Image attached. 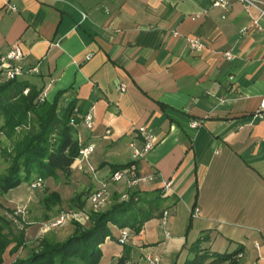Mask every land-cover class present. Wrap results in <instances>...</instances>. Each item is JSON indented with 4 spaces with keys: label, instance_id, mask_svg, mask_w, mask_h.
Masks as SVG:
<instances>
[{
    "label": "crops",
    "instance_id": "obj_1",
    "mask_svg": "<svg viewBox=\"0 0 264 264\" xmlns=\"http://www.w3.org/2000/svg\"><path fill=\"white\" fill-rule=\"evenodd\" d=\"M243 5L0 0V55L18 45L23 55L13 64L44 100L56 98L58 114L71 105L80 118H71L79 143L94 144L89 162L96 173L85 174V199L110 165L131 162L129 143L140 127L156 139L137 162L138 174L153 179L134 188L146 196L161 193L167 224L163 228L156 215L112 251L103 250L107 238L101 247L102 260L111 256L107 264L121 256L139 264L153 254L183 264L203 235L202 247L211 253L241 247L239 264H264V117L257 114L264 97V17L258 30L252 26L257 11ZM187 37L200 38L205 48L190 51ZM229 50L233 59L224 56ZM87 112L93 129L83 124ZM164 181H171L169 189ZM109 189L112 201L125 190L122 182ZM111 229L114 237L120 232Z\"/></svg>",
    "mask_w": 264,
    "mask_h": 264
},
{
    "label": "trees",
    "instance_id": "obj_2",
    "mask_svg": "<svg viewBox=\"0 0 264 264\" xmlns=\"http://www.w3.org/2000/svg\"><path fill=\"white\" fill-rule=\"evenodd\" d=\"M2 56V55H0ZM10 79L0 76V117L3 124L0 133L13 138L10 148H4L3 152L9 159L8 167L0 173V194L16 189L24 180L32 177H57L61 172L69 178L75 158L81 150V144L77 138V128L71 118L77 123L80 118L73 115V107L70 105L61 115L57 113V100L39 101L41 89L24 78L26 72ZM34 117V120L32 119ZM73 120V121H74ZM23 128L21 133L18 129ZM133 162V161H131ZM112 164L110 170L123 168L131 164ZM83 193H78L71 199V203L77 209L84 208L86 199ZM164 197L160 192L150 196L134 191L128 200H119V196L105 210H89L87 225L79 222H71L74 225L73 234L64 240L49 241L41 238L36 248L23 257L14 258L5 264H98L102 259V244L107 238L120 244L119 232L114 237L111 226L119 231L123 228L131 230V235L141 232L145 221L156 215H161ZM60 203L57 192L46 193L43 205L51 210ZM160 217V216H159ZM190 226L188 224L187 228ZM24 232L21 230L18 236L8 238L2 234L0 226V264H4L3 255L6 247L14 241L10 252L18 251L24 247ZM208 237L203 235L195 240L189 247L190 257L183 264H239L241 247L231 252L211 253L202 243ZM125 256H121L116 264H127Z\"/></svg>",
    "mask_w": 264,
    "mask_h": 264
},
{
    "label": "built area",
    "instance_id": "obj_3",
    "mask_svg": "<svg viewBox=\"0 0 264 264\" xmlns=\"http://www.w3.org/2000/svg\"><path fill=\"white\" fill-rule=\"evenodd\" d=\"M241 3H243L244 8H253L257 11V17L253 19L252 26L257 28L258 30L262 29L260 25V19L264 17V1L260 0H239ZM214 4L218 6H221L223 8H226L228 6L227 2H214ZM83 16H85L83 14ZM194 16L193 18H195ZM241 31H245L244 27ZM174 34H177L173 32ZM263 39H264V30H263ZM187 45L190 47V51H200L203 48H205L203 41L198 37H187L186 38ZM22 51L18 45L12 46L10 51H8L6 54L0 56V76H2L3 79H12L20 74H22L21 68H18L13 64V61L18 60L22 56ZM224 56L227 59H233L234 55L232 52L225 51ZM123 91V88H121ZM45 93H41L39 96V101H43L45 99ZM259 116L262 118L264 117V97L262 102H260V110L257 112ZM83 124L88 129L94 128V118L91 112H87L82 116ZM193 127L199 125L198 121H194L192 123ZM138 136L133 138L130 143V152L133 162L129 164L128 166L119 168L116 170H113V172H109L107 177L99 181V185H97L95 188H93L91 191L88 192L86 196V203L89 204V206L92 208V210H100V208L104 205H109L112 201L111 197V189H109V185H113V183H120L122 182L124 184L123 192L119 195V200H128L131 193L135 191V186L140 185L141 183H144L148 180L153 179V175H147V176H140L138 174V167L137 162H140L141 159L145 157V155L155 147L156 139L154 136H152L151 132H148L147 129L142 126L138 130ZM81 150H79L78 156L75 158L74 164L72 167H75L78 171L85 174H91L95 175L96 169L92 165L91 162H89V156L90 154L95 150L94 144L89 143L87 145L82 146ZM44 179V178H43ZM43 179L41 177H35L34 180H32L29 184V189L39 188L43 185ZM171 184V181L163 182V187L165 189H169ZM18 211H21V208L18 209ZM199 209L196 207L193 208V213H198ZM168 210H164L162 212V216H160V223L165 228L167 224V217H169ZM89 212L87 210L78 209L76 211H66L59 213L58 216L53 218V221L50 222L49 226L46 229L55 228L63 225L66 222H79L80 224L87 225V222L89 221ZM169 230H165L164 234L166 237H170ZM131 236V230H128L127 228H123L119 232L118 240L122 243L128 242L129 237ZM243 253H238L237 258H242ZM146 263L147 264H159V257L153 255H148L146 257ZM132 264V263H127Z\"/></svg>",
    "mask_w": 264,
    "mask_h": 264
},
{
    "label": "rangeland",
    "instance_id": "obj_4",
    "mask_svg": "<svg viewBox=\"0 0 264 264\" xmlns=\"http://www.w3.org/2000/svg\"><path fill=\"white\" fill-rule=\"evenodd\" d=\"M34 120V117L32 116ZM3 124V119L0 117V126ZM23 128L17 130L19 134ZM13 138L5 136L3 133H0V173L4 172L6 167H8V157L4 155V148H10L12 145ZM93 165V164H92ZM101 177V176H100ZM99 177V178H100ZM35 177L31 179L24 180L20 183L16 189H11L7 193L0 194V226H2V234L8 236V238H13L18 236V233L22 230L24 232V247H20L16 252H10L11 247L14 245L12 241L5 250L3 255L4 264L11 262L14 258H19L25 256L24 253H30V251L37 247L38 242L44 236L49 241H62L68 235L73 234L72 223L67 226H60L55 228L46 229L50 222L53 221V218L59 215L61 212L66 211H76V205L71 203V199L78 193H83V198L85 199L84 185H87V176L83 175L82 172L78 171L75 167H72V176L67 178L61 172H58L57 177H47L43 179V185L39 188L29 189V184ZM95 185L96 181L93 179ZM83 185V186H82ZM55 191L60 196V203L58 206L52 207L51 210L45 208L43 205V199L46 193ZM21 208V211L18 209ZM107 205H104L100 210H105ZM99 210V211H100ZM74 230V229H73ZM54 232V234H49ZM49 234V235H48ZM109 243L103 247V250H113L117 249L120 245L114 240H109ZM177 249H172V259H176ZM27 250V251H26ZM161 255V254H160ZM148 255L145 256V259ZM153 256L159 257V264H167V259L169 257L161 259L159 255L153 254ZM109 257H104L102 261H99L98 264H107V260H110ZM144 262H139V264H147L146 260ZM166 259V260H165ZM173 260V261H174Z\"/></svg>",
    "mask_w": 264,
    "mask_h": 264
}]
</instances>
